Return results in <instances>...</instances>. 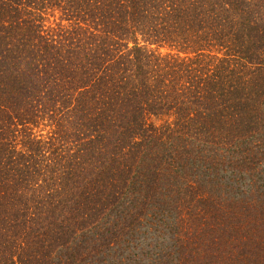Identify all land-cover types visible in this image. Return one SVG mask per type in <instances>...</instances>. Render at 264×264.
I'll return each instance as SVG.
<instances>
[{
  "label": "trees",
  "instance_id": "16d2710c",
  "mask_svg": "<svg viewBox=\"0 0 264 264\" xmlns=\"http://www.w3.org/2000/svg\"><path fill=\"white\" fill-rule=\"evenodd\" d=\"M0 264H264V0H0Z\"/></svg>",
  "mask_w": 264,
  "mask_h": 264
},
{
  "label": "rangeland",
  "instance_id": "374dc122",
  "mask_svg": "<svg viewBox=\"0 0 264 264\" xmlns=\"http://www.w3.org/2000/svg\"><path fill=\"white\" fill-rule=\"evenodd\" d=\"M163 51L165 52L166 51V49H163ZM143 230H147V228H144ZM148 231V239H141L140 240V243H141V245H142V247H144L145 246V244L147 243V242H153L154 241V239H156V234L154 233V232H152V231H150V230H147ZM147 236V235H146ZM150 236H153V237H150ZM169 240V239H168ZM170 241V240H169Z\"/></svg>",
  "mask_w": 264,
  "mask_h": 264
}]
</instances>
